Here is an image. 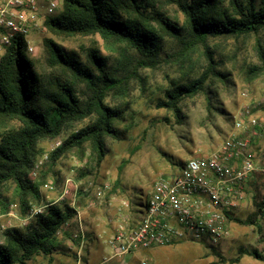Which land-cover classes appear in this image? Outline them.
<instances>
[{
  "label": "rangeland",
  "instance_id": "obj_1",
  "mask_svg": "<svg viewBox=\"0 0 264 264\" xmlns=\"http://www.w3.org/2000/svg\"><path fill=\"white\" fill-rule=\"evenodd\" d=\"M153 2L162 7L169 19L178 25L184 23L183 14L173 3L167 0ZM45 38H51L64 50L83 60L86 58L85 48L97 47L107 57L108 66L124 76L127 84L123 95L106 98V103L121 110L122 116L115 122L118 137L105 139V156L99 165L94 164L87 147L82 152L72 148L54 164L50 163L49 153L61 145L69 130L38 143L35 160L44 154H47L48 160L35 177L30 170L31 180L42 182L39 187L40 201L32 205L54 202L61 207L70 206L74 185L78 190L74 203L81 218L85 240L78 263V242L73 241L72 236L78 233L79 225L74 217L66 225L68 235L60 233V245L53 255L50 258L34 256L27 264H122V261L125 264H140L141 260L149 264H264V261L244 252L255 249L263 252L264 217L260 219L261 230L254 224L229 220L228 237L216 243L215 247L197 242H180L131 252L120 258L111 257L113 252L107 244V238L118 223L119 214L125 213L135 218L143 212L145 200L157 178L178 172L181 164L189 158L206 156L214 151L234 131L233 117L244 106L250 108L262 128L251 146L258 169L248 179L245 197L232 215L243 220L254 211L253 202L264 195V172L261 171L264 168V73L249 76L247 70L250 66L260 65L256 39L264 47V29L257 34L207 38V46L217 62L216 68L225 73L226 78L210 76L205 91L181 102L182 123H177L173 113L158 104L164 99V90L171 80L195 76L209 62L200 43L180 57L179 54L185 51L181 43L165 37L160 64L156 68H149L138 63L136 54L125 45L106 44L98 34L63 37L52 34L48 29H41L29 35L34 51L29 53L22 49L25 57L38 61V67L44 65ZM85 122L87 120L82 124ZM83 170L90 173L80 177ZM68 179L73 182L72 185L69 182L68 186L70 195L61 198V191ZM48 182H52L53 189L45 186ZM105 185L108 188L103 197L95 199V188ZM1 200L7 206L5 211H1L0 205V244L4 241L5 229L16 227L23 230L33 219H23L25 216L21 214L14 196L13 183L7 182L3 186ZM122 202H126L127 207L122 206ZM94 230L97 232L94 233ZM90 250L93 256L86 263L83 256Z\"/></svg>",
  "mask_w": 264,
  "mask_h": 264
},
{
  "label": "trees",
  "instance_id": "obj_2",
  "mask_svg": "<svg viewBox=\"0 0 264 264\" xmlns=\"http://www.w3.org/2000/svg\"><path fill=\"white\" fill-rule=\"evenodd\" d=\"M167 1L183 14L182 25L169 19L153 0H62L60 10L43 19V27L63 37L98 34L106 44L125 45L136 54L138 63L149 68L160 64L165 37L181 43L185 51L180 57L197 43L203 45L209 58L204 69L195 76L171 80L158 104L170 110L177 123H182L181 102L205 91L210 76L226 78L216 68L207 38L257 34L264 29V0ZM43 45L44 65L39 67L37 60L22 53L26 49L23 38L13 40L0 55V205L5 211L1 190L11 182L24 216L33 203L40 201L42 182L30 178L38 143L69 130L61 145L49 153L50 163L72 148L82 152L87 147L94 164L99 165L105 156V139L118 137L115 122L122 116V111L108 105L106 98L123 95L127 84L95 46L85 48L83 60L51 38H45ZM256 47L260 65L250 66L249 76L264 73V47L258 39ZM88 173L83 170L80 177ZM253 203L255 209L246 219L235 218L229 212L228 219L254 224L261 230L264 195ZM75 215L76 210L68 204L61 207L52 203L25 229H5L0 264H27L38 255L50 258L60 245V233L68 235L66 225ZM262 241L263 252H244L264 261V235Z\"/></svg>",
  "mask_w": 264,
  "mask_h": 264
},
{
  "label": "built area",
  "instance_id": "obj_3",
  "mask_svg": "<svg viewBox=\"0 0 264 264\" xmlns=\"http://www.w3.org/2000/svg\"><path fill=\"white\" fill-rule=\"evenodd\" d=\"M61 3L62 0H0V55L17 38H23L27 52L32 53L34 48L29 35L44 29L43 19L55 15ZM232 126L234 131L210 154L189 158L178 172L157 178L142 213L135 218L119 214L118 223L107 238L113 252L111 257L121 258L131 252L180 242L215 245L228 237L226 213H232L240 205L245 197L246 183L258 169L251 146L262 131L248 106L233 117ZM47 160L48 156L44 154L34 161L33 177ZM261 171L264 172V168ZM69 182L73 183L66 180L61 198L70 195ZM45 186L53 189L52 182ZM73 188L69 202L76 210L79 225L78 233L72 236L78 242L79 263L85 232L74 203L78 190L74 185ZM107 188L106 185L97 186L94 198L101 199ZM52 203L32 206L23 219L43 214ZM127 205L122 202V206ZM140 264L149 262L141 260Z\"/></svg>",
  "mask_w": 264,
  "mask_h": 264
},
{
  "label": "crops",
  "instance_id": "obj_4",
  "mask_svg": "<svg viewBox=\"0 0 264 264\" xmlns=\"http://www.w3.org/2000/svg\"><path fill=\"white\" fill-rule=\"evenodd\" d=\"M95 232H97V230H94V233ZM103 233V232H102ZM86 254V253H85ZM51 255H53V253L51 254ZM90 256H93V253L91 252V250L87 253V255L86 256H83V260L84 259H86V260H84L86 263H87V261H88V259L90 258ZM125 264V263H124Z\"/></svg>",
  "mask_w": 264,
  "mask_h": 264
}]
</instances>
